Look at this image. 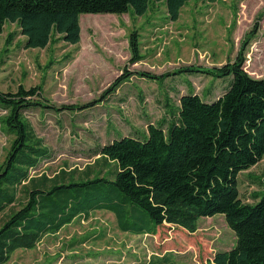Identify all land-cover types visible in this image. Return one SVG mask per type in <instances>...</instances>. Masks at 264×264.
Wrapping results in <instances>:
<instances>
[{
	"label": "rangeland",
	"instance_id": "obj_1",
	"mask_svg": "<svg viewBox=\"0 0 264 264\" xmlns=\"http://www.w3.org/2000/svg\"><path fill=\"white\" fill-rule=\"evenodd\" d=\"M79 24L77 44L59 41L44 48H26L14 23H7L0 35L1 91L40 85L48 104L85 103L104 95L117 76L126 70L130 73L88 109L24 111L34 136L51 153L49 160L29 169L28 175L29 179L37 177V186L45 190L104 173L107 167L94 155L99 146L122 135L145 134L147 124L158 123L169 106L178 104L180 95L192 91L212 101L229 84L228 78L214 79L199 72L173 74L162 82L139 72L161 75L187 65L219 66L234 59L242 39L249 36L243 67L253 77L264 76V0H190L175 21L158 2L141 16L82 13ZM133 30L138 33L142 56L135 63L130 62L128 44ZM12 31L15 35L6 51L4 40ZM3 113L0 109V116ZM10 141L0 126V164ZM262 181L264 156L239 173L241 200L253 203ZM115 191L112 185L96 182L40 196L41 212L50 223L77 213L59 231L45 233L34 248L12 252L4 264H152L162 258L163 264H212L215 252L235 243L221 214L200 219L193 233L162 224L154 234H135L151 222L138 206H129L125 217L106 207ZM18 195L14 205L0 212V225L20 207L24 196Z\"/></svg>",
	"mask_w": 264,
	"mask_h": 264
},
{
	"label": "trees",
	"instance_id": "obj_2",
	"mask_svg": "<svg viewBox=\"0 0 264 264\" xmlns=\"http://www.w3.org/2000/svg\"><path fill=\"white\" fill-rule=\"evenodd\" d=\"M189 1L0 0V35L7 23H14L26 48H44L59 41L77 44L82 13L141 16L151 4L160 2L168 18L175 21ZM14 35V31L7 33L6 51ZM248 38L242 39L234 59L219 66L187 65L161 75L139 72L160 82L173 74L199 72L214 79L228 78L229 84L212 101H205L192 91L180 95L178 104L169 106L158 123L147 124L145 134L122 135L99 146L94 155H99L107 167L104 173L83 182L55 185L49 190L37 186V177L28 176L29 169L49 160L51 153L34 136L24 111L88 109L127 80L130 73L126 70L111 82L104 95L85 103L48 104L41 96L40 85L0 90V109L4 111L0 126L11 138L0 164V212L16 203L19 192L24 196L20 207L0 225V264L6 263L17 249L34 248L45 233L59 231L77 213L73 211L64 220L50 223L41 212L44 204L40 196L96 182L116 189L106 207L115 210L117 216H127L129 206H138L148 216L149 227L137 228L135 234H154L162 224L193 233L200 219L221 214L235 235V243L230 249L215 252L212 264H264V183L253 203L243 202L238 189L239 173L264 156V76L253 77L243 67ZM128 44L130 62L140 61L139 36L135 30L130 32ZM164 262L162 258L152 264Z\"/></svg>",
	"mask_w": 264,
	"mask_h": 264
},
{
	"label": "crops",
	"instance_id": "obj_3",
	"mask_svg": "<svg viewBox=\"0 0 264 264\" xmlns=\"http://www.w3.org/2000/svg\"><path fill=\"white\" fill-rule=\"evenodd\" d=\"M80 29H81V27H80Z\"/></svg>",
	"mask_w": 264,
	"mask_h": 264
}]
</instances>
